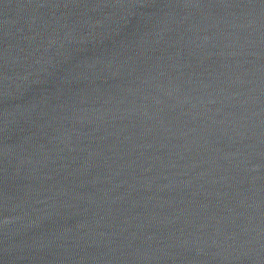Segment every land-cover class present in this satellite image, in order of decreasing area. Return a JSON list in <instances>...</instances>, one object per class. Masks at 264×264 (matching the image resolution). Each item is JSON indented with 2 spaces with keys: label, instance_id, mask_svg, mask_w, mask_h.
Returning a JSON list of instances; mask_svg holds the SVG:
<instances>
[{
  "label": "water",
  "instance_id": "95a60500",
  "mask_svg": "<svg viewBox=\"0 0 264 264\" xmlns=\"http://www.w3.org/2000/svg\"><path fill=\"white\" fill-rule=\"evenodd\" d=\"M0 264H264V0H0Z\"/></svg>",
  "mask_w": 264,
  "mask_h": 264
}]
</instances>
